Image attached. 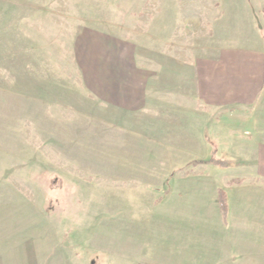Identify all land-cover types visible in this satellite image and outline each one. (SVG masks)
<instances>
[{"label":"rangeland","instance_id":"obj_1","mask_svg":"<svg viewBox=\"0 0 264 264\" xmlns=\"http://www.w3.org/2000/svg\"><path fill=\"white\" fill-rule=\"evenodd\" d=\"M211 49L255 82L264 0H0V264L154 262L223 214L246 142L172 148Z\"/></svg>","mask_w":264,"mask_h":264},{"label":"crops","instance_id":"obj_2","mask_svg":"<svg viewBox=\"0 0 264 264\" xmlns=\"http://www.w3.org/2000/svg\"><path fill=\"white\" fill-rule=\"evenodd\" d=\"M211 50L204 55L210 81L201 86L199 80L193 98L186 94L189 96L187 103L190 104L192 99L196 110L201 115H208V120H202L194 136L182 138L174 135L172 148L210 149L206 130L212 126L215 128L213 136L221 138L220 133L226 132L227 128L236 138L246 142L247 147L241 145L238 148L247 149L249 153L243 151L245 157L238 162L236 174H217L218 185L230 192L226 196L223 214L211 211L205 216L203 225L186 228L182 233L186 240L166 247L165 251H169L167 257L148 262L135 261V257L124 255L123 264H264V58L260 61V69L252 74L255 82L235 85L232 81L228 84L222 81L226 78L223 76L224 61L220 60L223 51ZM231 70L240 72L239 67ZM237 72L232 80L239 77ZM176 121L181 123L183 120L177 117ZM246 136L252 140L247 141L243 138ZM204 166L209 168L206 164ZM73 260L64 258L62 264H82Z\"/></svg>","mask_w":264,"mask_h":264},{"label":"trees","instance_id":"obj_3","mask_svg":"<svg viewBox=\"0 0 264 264\" xmlns=\"http://www.w3.org/2000/svg\"><path fill=\"white\" fill-rule=\"evenodd\" d=\"M222 197L223 198H222V202L221 203H222V207H224V209H225L226 208V200H225L226 197H225L224 193H223Z\"/></svg>","mask_w":264,"mask_h":264}]
</instances>
